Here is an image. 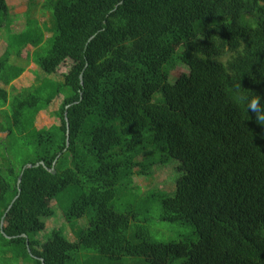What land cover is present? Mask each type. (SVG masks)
<instances>
[{"label":"trees","instance_id":"16d2710c","mask_svg":"<svg viewBox=\"0 0 264 264\" xmlns=\"http://www.w3.org/2000/svg\"><path fill=\"white\" fill-rule=\"evenodd\" d=\"M27 2L13 32L0 0V264H264V124L249 109L264 108V0ZM31 63L62 82L14 90ZM59 96L60 124L38 129ZM172 161L174 193L152 198L193 231L156 242L114 203ZM68 190L64 219L87 226L41 240Z\"/></svg>","mask_w":264,"mask_h":264},{"label":"rangeland","instance_id":"374dc122","mask_svg":"<svg viewBox=\"0 0 264 264\" xmlns=\"http://www.w3.org/2000/svg\"><path fill=\"white\" fill-rule=\"evenodd\" d=\"M28 0H8L10 17L12 21V30L13 32H19L24 29L26 24L25 13L28 10ZM43 0H37V3H41ZM48 16H40L42 22H48ZM2 30V36H4ZM49 38L50 35L47 34ZM44 46L48 48L49 42L46 41ZM5 42L3 38H0V57L5 50ZM29 50H33L31 47ZM18 64H21V62ZM24 65V63H22ZM34 69H38L37 72L29 71L26 74L22 75L20 79L14 81L12 86L16 91H22L23 89H28L35 86L38 83V80L47 81L50 83H59L62 82V77L55 75H48L39 70V68L33 64ZM29 67V65H28ZM37 67V68H36ZM66 71L65 68L62 70ZM30 72V73H29ZM28 73V74H27ZM188 69L185 66L178 65L176 66L171 74L170 81L174 82L177 78L183 74H187ZM34 75V76H31ZM4 87L1 84V88ZM10 95L16 93V91L11 92V87H5ZM69 89L64 88L62 90V96L69 92ZM63 101L62 97H58L57 100H54L44 113H39L36 117L35 125L38 129H49L54 125L60 124V120L57 118L56 113L61 106ZM4 115L0 113V123L4 122ZM6 134L0 133V139H5ZM26 156V155H25ZM24 155H20L19 159H23ZM141 161V159H139ZM178 163L172 161L167 166H155L152 170L150 177L145 178L141 176H135L134 183L135 186H138L137 189L133 190L132 193L135 194V197H131L128 191L120 192L117 196V199L114 203V206L120 211H133L137 214V219L142 221L147 220L151 238L156 242H167V243H176L186 237H191L193 229L186 224H169L161 220V204L152 198V195L155 192H166L168 194H173L175 191L176 181L179 178V172L177 171ZM72 190L64 192L59 199L57 206L55 207V215L53 218L46 220V230L40 235L41 240L48 238L52 230L62 229L65 237L71 241H75V230L84 228L87 226L85 221H69L67 222L63 217V209L70 204L73 198ZM86 224V225H85ZM79 225V226H78ZM85 225V226H84ZM75 229V230H74ZM136 261V260H134Z\"/></svg>","mask_w":264,"mask_h":264},{"label":"clouds","instance_id":"9594fccd","mask_svg":"<svg viewBox=\"0 0 264 264\" xmlns=\"http://www.w3.org/2000/svg\"><path fill=\"white\" fill-rule=\"evenodd\" d=\"M250 111L256 114L257 122L264 124V108L260 106V98L254 97L249 104Z\"/></svg>","mask_w":264,"mask_h":264},{"label":"water","instance_id":"95a60500","mask_svg":"<svg viewBox=\"0 0 264 264\" xmlns=\"http://www.w3.org/2000/svg\"><path fill=\"white\" fill-rule=\"evenodd\" d=\"M40 164H37V165H31V164H28V165H26L24 168H23V171H25V170H27V169H30V168H33V167H37V166H39ZM50 172H52L53 174L55 173V171L54 170H49ZM22 176H23V173L20 175V177H19V180H18V185L21 183V181H22ZM15 200L16 199H14V201L12 202V204L15 202ZM12 204L10 205V207H9V210H10V208H11V206H12ZM1 228H3V224L1 225Z\"/></svg>","mask_w":264,"mask_h":264},{"label":"crops","instance_id":"0c3cea01","mask_svg":"<svg viewBox=\"0 0 264 264\" xmlns=\"http://www.w3.org/2000/svg\"><path fill=\"white\" fill-rule=\"evenodd\" d=\"M7 1H8V0H7ZM30 66H34V65L31 63V64L29 65V67H27L26 72L29 71L31 68H32L31 71H34V72H37V71H38V69L36 70V69H34V67H30ZM36 68H37V67H36ZM28 69H29V70H28ZM26 72H25L24 74H26ZM29 73H30V72H29ZM24 74H23V75H24ZM27 74H28V73H27ZM31 76H34V75L31 74ZM19 79H20V78H19ZM0 87H1V83H0ZM57 99H58V97H57L55 100H57ZM49 108H50V107H49ZM41 113H44V111L41 112ZM36 125H37V124H36Z\"/></svg>","mask_w":264,"mask_h":264}]
</instances>
